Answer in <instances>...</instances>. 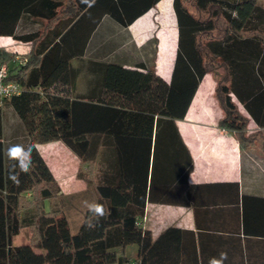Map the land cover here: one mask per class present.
<instances>
[{"label":"trees","instance_id":"1","mask_svg":"<svg viewBox=\"0 0 264 264\" xmlns=\"http://www.w3.org/2000/svg\"><path fill=\"white\" fill-rule=\"evenodd\" d=\"M157 1L95 0L89 7L82 0H0V36L28 46L19 55L0 51L7 80L21 85L0 111V231L6 235L0 251L6 264H178L170 253L177 229L153 239L140 221L147 201L181 202L192 159L174 119L184 117L205 73L216 82L213 96L223 113L218 126L264 157V132H247L248 118L230 97L264 127V5L257 0H173L178 38L169 82L153 66L93 62L102 96H74L78 69L71 60L83 55L101 17L127 26ZM219 20L224 28L216 35ZM109 138L116 145L109 147ZM56 140L79 159L76 177L87 191L60 192L36 147ZM16 143L35 145L31 171L20 174L18 185L8 178L13 162L6 155ZM87 193L110 214L89 230L85 209L73 233L58 199ZM23 227L32 229L30 241L13 245ZM130 244L138 246L133 257L125 253Z\"/></svg>","mask_w":264,"mask_h":264},{"label":"crops","instance_id":"2","mask_svg":"<svg viewBox=\"0 0 264 264\" xmlns=\"http://www.w3.org/2000/svg\"><path fill=\"white\" fill-rule=\"evenodd\" d=\"M172 2L158 0L127 26L119 25L110 15H103L83 55L71 60V65L78 69L74 96L81 100L102 96L101 76L91 69L93 62L114 63L130 69L140 64L153 66L156 74L169 82L178 38ZM0 37L12 50L23 47V43L10 36ZM215 84L212 74L205 73L184 117L174 119L192 159L187 183L178 192L181 202L147 201L140 224L153 239L167 228L177 229L170 253L178 264H208L221 251L228 254L225 264H264V157L252 147L241 148L234 132L218 126L222 111L213 96ZM111 97L117 100V96ZM230 97L239 112L248 118L247 132H264V127L251 119L233 93ZM101 145L99 139V148ZM107 145L112 147L116 142L109 138ZM42 146L52 161L45 159ZM36 147L62 194L88 190L84 180L62 183L58 178L63 176L71 157L65 151L77 157L64 143L56 140ZM137 249L136 244H130L125 253L133 257Z\"/></svg>","mask_w":264,"mask_h":264},{"label":"rangeland","instance_id":"3","mask_svg":"<svg viewBox=\"0 0 264 264\" xmlns=\"http://www.w3.org/2000/svg\"><path fill=\"white\" fill-rule=\"evenodd\" d=\"M258 2H260L262 5H264V0H258ZM35 27H36V24L30 25V28H35ZM223 28H224V24H222V22H220V20H219V22L217 24L216 35H220L222 33ZM10 46L11 45H7L6 43H4V39L0 37V51L4 49L7 52H11V53H15V54L19 55V54H24L28 50V46L24 45V44L22 45L23 47L20 46L18 49H13V50L10 48ZM10 50H12V51H10ZM218 72H222V69H219ZM6 103H7V101L4 102L3 106H5ZM216 104L218 105L217 101H216ZM222 115H223V113H222ZM43 148L44 147L42 146L41 150L45 156V159L48 162L52 161V159L47 154V150L45 151V149H43ZM65 152H67L69 157L70 156L71 157L68 159V162L66 163V169H65L66 171H64L63 176L58 177L62 183H68V182L74 181V179H78L76 177V172H77V168H78V164H79V159L77 157H75L74 155L70 154L68 151H65ZM90 191L92 192L91 196L92 195L94 196L93 190L91 188H90ZM88 193L74 196L73 199H70V198H64L62 200L58 199L59 208L67 216L68 221H69V225H70V230L73 233L77 231L79 223L81 221V218H82L84 211L86 209L83 207V201H85V200L89 201L87 198ZM45 204H47V202ZM31 235H32V229L30 227H23L20 229L19 233L13 237L12 244L13 245L26 244L30 241ZM4 248H6V235H5V231L2 230V231H0V249H3V251H4ZM35 250L40 251V249H38V248H35ZM1 253H0V264H6V253L3 252L2 253L3 256Z\"/></svg>","mask_w":264,"mask_h":264},{"label":"clouds","instance_id":"4","mask_svg":"<svg viewBox=\"0 0 264 264\" xmlns=\"http://www.w3.org/2000/svg\"><path fill=\"white\" fill-rule=\"evenodd\" d=\"M83 3L88 4L89 7L93 6L95 0H82ZM35 149V145L23 143L12 144L7 148L6 155L13 163L10 165L8 178L14 184L20 183V174H27L31 171L32 167V153ZM83 207L87 209L88 216L84 220V226L89 230H94L99 227L100 222L107 215L110 214V210L104 205L96 201H83ZM228 259L227 252L221 251L218 256L209 259L208 264H225Z\"/></svg>","mask_w":264,"mask_h":264},{"label":"built area","instance_id":"5","mask_svg":"<svg viewBox=\"0 0 264 264\" xmlns=\"http://www.w3.org/2000/svg\"><path fill=\"white\" fill-rule=\"evenodd\" d=\"M7 76L8 65L0 62V110L2 109L5 101L13 95H17L21 92L20 83L14 80H7Z\"/></svg>","mask_w":264,"mask_h":264}]
</instances>
